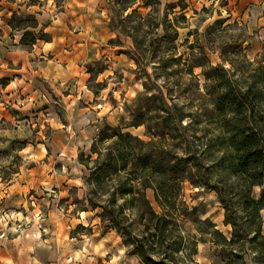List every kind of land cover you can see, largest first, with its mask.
I'll return each instance as SVG.
<instances>
[{
  "label": "clouds",
  "instance_id": "9594fccd",
  "mask_svg": "<svg viewBox=\"0 0 264 264\" xmlns=\"http://www.w3.org/2000/svg\"><path fill=\"white\" fill-rule=\"evenodd\" d=\"M262 72L264 0H0V264H264Z\"/></svg>",
  "mask_w": 264,
  "mask_h": 264
},
{
  "label": "trees",
  "instance_id": "16d2710c",
  "mask_svg": "<svg viewBox=\"0 0 264 264\" xmlns=\"http://www.w3.org/2000/svg\"><path fill=\"white\" fill-rule=\"evenodd\" d=\"M261 77L264 78V72L261 73ZM222 108H223V106H222ZM244 142L245 141L242 138L238 144V149L240 146H243ZM253 178L254 179L260 178L261 181L264 182V170H260V171L256 172V174ZM178 190H179V186L175 183L168 184L165 182V183H162L160 185L161 194L164 196L165 201H167L169 203L171 202V201H169V197H175L178 193ZM261 205H264V200L261 201ZM165 223L166 222L161 221L160 225H158V227H157L158 232H161L163 230ZM253 239H255V238H253ZM262 252H264V250H262Z\"/></svg>",
  "mask_w": 264,
  "mask_h": 264
},
{
  "label": "rangeland",
  "instance_id": "374dc122",
  "mask_svg": "<svg viewBox=\"0 0 264 264\" xmlns=\"http://www.w3.org/2000/svg\"><path fill=\"white\" fill-rule=\"evenodd\" d=\"M181 19H183V17H181ZM153 46L155 47V42H154V45ZM262 258H264V252H262Z\"/></svg>",
  "mask_w": 264,
  "mask_h": 264
}]
</instances>
